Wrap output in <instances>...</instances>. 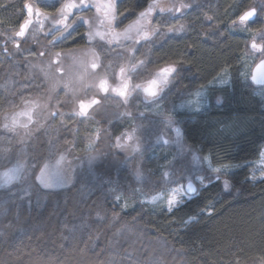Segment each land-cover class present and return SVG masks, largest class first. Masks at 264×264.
<instances>
[{"label": "trees", "instance_id": "obj_1", "mask_svg": "<svg viewBox=\"0 0 264 264\" xmlns=\"http://www.w3.org/2000/svg\"><path fill=\"white\" fill-rule=\"evenodd\" d=\"M185 1L195 12L185 20L189 28L174 41L168 37L152 46L143 56L146 64L135 73V80L151 78L157 70L183 60V67L163 92L160 108L164 112L228 69L229 85L212 92L221 97L223 112L213 116L208 106L204 112L175 113V117L184 120L186 145L202 155L211 154L214 162L239 165L220 176L229 180L231 189L224 191L222 183L203 187L171 214L165 208L142 203L123 209L116 195L135 186L121 188L124 169L105 165V159L94 167L95 172H105L101 178L104 185L95 182L84 186L77 179L66 188L45 190L31 172L61 150H87L89 135L95 134L94 120L66 119L67 126L58 128L51 119L24 143L0 127V168L17 158L33 166L27 179L14 183L11 189H0V264H264V182L247 180L249 166L264 145V102L252 95L253 86L238 79L235 71L249 32H258L261 24L256 20L243 29L231 24L227 11L234 0ZM238 1V13L252 5L250 0ZM25 3L46 11L59 4L0 0V39H8L9 32L19 28ZM137 3H118L121 10H129L126 14L131 18L125 23L143 10ZM42 44L29 45L27 54L35 55ZM26 45L25 41L24 49ZM3 53L1 49L0 124L5 114L21 107V96L36 99L43 89L29 58L17 51L9 57ZM141 163L149 179L163 181L157 167L146 158ZM25 189L30 195H24ZM209 205L213 206L212 215L202 214L201 209ZM192 215L198 220L185 225Z\"/></svg>", "mask_w": 264, "mask_h": 264}, {"label": "snow or ice", "instance_id": "obj_2", "mask_svg": "<svg viewBox=\"0 0 264 264\" xmlns=\"http://www.w3.org/2000/svg\"><path fill=\"white\" fill-rule=\"evenodd\" d=\"M120 2L122 3L123 0H120ZM146 2L147 0H138L137 8H143V3ZM52 7L55 8L56 5H52ZM190 7V4L181 3L179 7L171 6L165 9L160 4V0H151V3H147L146 8H143V10L139 11L136 20L129 24L124 32L121 33L116 31V29L131 17L126 14L129 11L128 9H120L117 0H103L102 3L93 2V0H67V2L63 3L60 7L59 15H50L47 12H42L40 8H34L31 4L25 3L24 8L27 12V18L23 20V23L19 25L18 31L14 33L16 37H25L29 26L34 23L33 17L35 16V23H38L41 27H43L44 21L46 20L50 23L51 27L49 28V33L53 36L51 43L54 47L63 45V43L68 41L70 38L79 37V39L76 40L77 43L86 41L87 44L93 46L94 48V40L96 37H99L100 41L109 46L104 48V51L111 52L115 50V47H118L123 52H129L130 56L133 58L128 60V68L121 66L119 68V72L114 74L115 80L113 83H109L107 70H105L104 75L98 80L97 83H86L85 77L98 76L99 74L96 73V70L102 67V64L100 63V54L94 53V58L90 64L81 63V70L77 74V78L84 88L92 87L97 89V93L94 94L90 100H77L73 95V98L69 101V103L73 104L74 107H72L67 113L61 112L59 110V106L61 105L62 101L56 92L58 87V83H56L48 88L47 91L49 94L47 97L43 98V105L40 103V98L32 99L21 96V104L23 105L22 109L18 112L13 111L5 114L0 127H2L4 132L12 133L13 136L20 139L21 143H24L25 139L30 137L33 131H35V129L32 128V125L37 124L38 127L40 126L37 116L41 115L42 113H37V108H42L43 111L47 112L45 119H59L62 125L67 126L66 118L70 120L79 118L81 122L90 119V110L94 106L102 104V99L108 98L109 93L119 97L120 102L125 106L132 102L133 95H143L145 98L143 102L145 103L146 107L147 105H152L156 108H159L161 101L163 100V92L165 88L175 79L174 74H178L179 70L183 67V60H178L169 66L161 68L157 73H155L154 77L149 79L144 85L140 83L134 84L132 83L133 73H137L142 66H145L146 62L144 60H136L134 58V54L137 51L136 48H129L127 43L121 44L120 38L123 36L124 41H132L136 44L140 43V40L138 39L139 37H142L145 41H148L153 35L160 31L159 25L166 12L173 19L182 18V16L176 17V14L182 13L184 9ZM93 8L98 14L102 13V17L98 16L95 22L91 19H86L85 16L82 15V13L91 11ZM157 9L160 14V19L156 21L157 26L149 30L142 21L147 20V24H152L153 21L148 18ZM262 11H264V9H262ZM133 14H135L134 11ZM183 14L186 15L187 13ZM257 15L256 7H250L238 14V22L240 25L247 26L249 22H255ZM41 17H43V19H41ZM205 18L209 21L213 20L212 16H206ZM105 24L108 25L107 29H105L103 32L100 31L99 26ZM232 24L236 25L237 20L234 19ZM85 26H87V28L85 32L81 34L80 30L85 28ZM133 31L137 37L136 39H134V37L131 35ZM168 31L170 33L175 32V34H179L186 31V28L183 24H181L178 29L169 27ZM57 33L60 34L58 37L56 36ZM106 37L111 38L106 39ZM13 43L19 50L20 43L18 41H13ZM251 48L254 51L260 52L262 57L260 64L257 66L258 74L254 73L251 76L252 82L257 85H264V43L258 44L255 38H253L251 42ZM39 55L43 56L45 53L41 51ZM25 59L27 58L25 57ZM51 63H55L57 65L55 71L63 72V57L61 52L57 51L54 53V58ZM51 63L49 66H51ZM107 67L111 66L108 65ZM89 69H91V73L89 72ZM41 71L43 72L44 69H41ZM223 75H229L227 69L223 70ZM45 77L47 78V73H45ZM227 82L228 81H225L223 76L219 78L213 77L209 84L200 85L199 88H197L195 92L192 93V95L197 97L194 105L189 101L180 107H194L197 111L201 110V108L208 102L209 86L224 84ZM36 86L40 87L39 84ZM64 89L65 96H68L70 91L73 93L75 92V89L72 88L70 81L64 84ZM54 94L55 105H52L51 102L53 100ZM221 102L222 101L220 99H217V103ZM13 107H16V105H13ZM176 111L177 109L174 108L170 113L166 114L165 118V126L172 132L176 133L175 138L173 140H169L167 138L158 136L157 142L162 143L163 145L175 143L178 145L181 153L187 149V151L192 154V162L194 164H197L201 167L206 166L208 172L215 174L206 178L207 183H205L204 179H201L200 183L203 187H210L213 183H222L223 190L229 191L232 186L231 183L228 179L221 181L220 176L221 174L229 173L233 167H239V165H233L231 162H214L211 154L202 155L196 149L186 145L183 142L180 122L175 117ZM123 115L135 120V117L130 111L125 110ZM139 115L144 117L145 113L139 112ZM144 127L145 126L143 122H141L139 125L133 123L129 129L121 131L119 135L115 136L114 147L119 152H130L133 155L142 153L143 146L141 133ZM21 129L23 132L20 131ZM100 135V129H97L94 135H89L88 149L86 151L87 163L90 171L92 170L95 162L99 159V154L94 148V142L100 138ZM52 147L54 148L55 145H52ZM70 151L71 149H68L66 150L65 154H59V159L56 160L55 164H52L50 161L43 163V166L36 170L39 172L38 175L36 174V171L31 172V175L34 177V180L38 182L40 187L47 190L61 188L67 184L69 178L63 175L62 164L67 159V152ZM169 163L171 164V162ZM32 167L33 166L28 165L22 158H17L7 171L0 173V189H11L14 183H18L24 179H27ZM257 171L260 172L259 176L256 175ZM136 175L138 177V183H142V169H136ZM171 176L172 173L168 170V165H165L164 171L161 173V177L165 180V182H167ZM248 179L252 181L259 180L264 182V151H262L260 154V164L258 168L253 170L251 176L248 177ZM112 190L114 192L116 191L114 188ZM197 191L198 190L193 186L192 181L187 180V178H185V180L182 181L178 186L169 187L167 192L145 193L142 188H137L134 190L135 193H139L141 197L140 202L142 204L162 206L169 214L181 207L188 199L193 198ZM24 195H30V191L25 189ZM122 196V193H118L115 199L119 202L122 199ZM122 206L127 207V201H125ZM212 210L213 206L209 205L201 209V213L210 216L212 215ZM198 218L199 217L192 215L184 221V224L187 225L192 223L193 221L198 220Z\"/></svg>", "mask_w": 264, "mask_h": 264}, {"label": "rangeland", "instance_id": "obj_3", "mask_svg": "<svg viewBox=\"0 0 264 264\" xmlns=\"http://www.w3.org/2000/svg\"><path fill=\"white\" fill-rule=\"evenodd\" d=\"M41 1L44 3H53L56 2L57 0H41ZM66 2L67 0L61 2V4L56 8L54 13L50 15H59L60 7L62 6L63 3ZM93 2L102 3L103 0H93ZM250 2L252 4L250 7L254 6L257 9L258 15L255 18V21L257 20L258 22H260L261 28L258 32L255 33L249 32L247 38L246 50L244 54L241 56L235 70L238 79L241 80L246 79L247 81L249 79L252 67L255 65L257 61L261 60L262 58L260 52L252 50L251 42L253 38H255L258 44H262L264 41V11H262V9H264V0H250ZM148 3H151V1ZM181 3L189 4V2H186L185 0H160V4L165 9L171 6L179 7ZM238 3H239L238 0H234L230 10L227 11V17L231 21V24L232 21L236 19L237 20L236 25H238L239 27L242 26L240 29H243L244 26L240 25L238 22V14L241 13V12L238 13L239 10L237 8ZM146 7L147 4L145 8ZM191 7L184 9L182 13L176 14V17L182 16V18L173 19L166 12L163 19H161V23L159 25L160 31L155 35H153L150 40L145 41L142 37H139L138 39L140 40V43L136 44L133 43L132 41H127V42L124 41L123 36H121L120 43L121 44L127 43L129 48H136L137 51L134 54V58L136 60H143V56L148 55L152 46L154 47L155 44H159V42L163 41L167 36L170 38L171 41H174L173 39L179 38L178 36L185 34L186 31L181 32L179 34H175V32L170 33L168 29L169 27H172L173 29H178L181 24H183L187 29L189 22L187 23L188 25L186 27L185 20L187 19V17H189L190 14L195 15V12L192 10ZM91 11H92L91 16H93L91 20H93L94 22L96 21L98 16L102 17V13L98 14L94 8ZM183 13H187V14L184 15ZM137 16L133 20L128 21L127 24L125 25L123 24L121 28H117L116 31L123 33L124 30L127 28V26L131 24L134 20H136ZM196 18H198V16H196ZM148 19H151L153 23L149 25L147 24V20L142 22L147 26L149 30H151L157 26L156 21L160 19V14L158 9L154 11V13ZM50 27H51L50 23L46 20L43 25L42 31L38 34L36 33L39 28L38 24L35 23L33 25H30V29H32L34 33H36L35 36H39V37L40 35L46 36L50 34L49 33ZM107 27H108L107 24L99 26V30L103 32L105 29H107ZM86 28L87 26L83 28L84 32ZM15 32L16 31L9 32L10 33L9 38L11 39L9 38L8 40L5 39L6 41H9V43L8 42L5 43V47H2L1 42L3 40L0 39V50L3 49L2 51H4L5 49H7L8 52L3 53L7 57L11 56L12 53L14 54L17 51L19 54H22L26 56V58L30 59L31 65L33 66V67L31 66V69L36 73V75H38L37 77L39 79V82L43 86L41 94L39 96H36V99L40 98L41 105H43L44 103L43 98L47 97L49 94L47 91L48 88L51 85L58 83L56 92L58 93L59 98L62 101L61 105L59 106V110L65 113L69 112L71 108L74 107L73 104L69 103V101L73 98V95L77 100L87 101L90 100L93 97V95L97 93L96 88H92V87L84 88L82 84L79 82L77 78V74L81 70L80 69L81 63L90 64V62L94 58V53H99L100 63L102 64V67L96 70V73H98L99 75L96 77L86 76L85 82L92 84L97 83L98 80L104 75L105 70H107L109 83L111 84L114 82L115 80L114 74L119 72V68L121 66L128 68L129 67L128 60L133 58L132 56H130L129 52H123L120 48L115 46H113L115 47L114 51L111 52L104 51L103 49L109 46L105 45L104 42L100 41L99 37H96L94 40V44H95L94 48L93 46L87 44L86 41H81L79 42L78 46L72 47L70 51H61L63 57V72H57L55 71L57 65L51 63L52 59L54 58L55 52L51 51L48 52V54H45L44 56H40L39 53L41 51H44V49H41V47H39V49L34 53L35 55L33 54L28 55L27 54L29 51L28 47L29 45H34L35 44L34 41H26L28 42V46L26 45L27 46L26 49H24V47L22 46V44L25 41H18L20 43V49L18 50L13 43L16 37L14 35ZM131 35L134 37V39L137 38L134 31L131 33ZM110 38L111 37H106V39H110ZM46 42L49 43V41ZM50 63L51 66H49ZM108 65H110L111 67H107ZM41 69H44V71L42 72ZM224 69H222L214 77L219 78L223 76L224 80L228 82L224 84H216L214 86L210 85L208 89V102L199 111L195 110L194 107H186V108L180 107L181 105L189 101L193 105L195 104L197 97L195 95H192V93H194L197 88L187 93L183 99L179 100L178 102H175L172 107L170 106L169 110L164 112H161L160 107L156 108L152 105H147L146 107L145 103L143 102L145 99L143 95H138V96L133 95L132 102L129 105H127L128 106L127 107L120 102L119 97L109 93L108 98L102 99V104L96 105L90 110V117L96 123V125L94 126V133L96 132L97 129H100L101 131L100 138L95 141L96 144L94 143V148L96 149V152L99 154V159L95 162V164H97L100 161L102 162V160L106 159L107 161L105 160L106 161L104 163L105 165H108L109 167L112 166L113 168L119 167L124 169L126 178L123 180L124 184L121 186V188L124 187L130 189L131 186L130 184H132L135 186L134 187L135 189L142 188L145 193L167 192L169 187L178 186L182 181L185 180V178H187V180L192 181L193 186L199 191L201 188H203V186L200 183L201 179H204L205 183H207L206 178L215 174L208 172L206 166L201 167L197 164H194L192 162V154L189 153L187 149H185V151L181 153L177 144L170 143L168 145H163L162 143L157 142V137L160 136L163 138H167L169 140H173L175 138L176 133L172 132L170 129L166 128L165 126L166 114L170 113L174 108L177 109L175 113L191 114L195 112H204V110L208 106H210L209 109L211 110V114H213V116H214V112L221 113L224 111L223 101L221 97L219 95H216V92L214 96L212 95L213 90L219 91L229 85V75L228 76L223 75ZM158 71L159 70H157L155 73H157ZM89 72L91 73V69H89ZM45 73H47V78L45 77ZM154 75L151 78H153ZM137 76L135 75V73H133L134 78L132 83L134 84L140 83L144 85L147 83L149 79H151V78L139 79L140 81H136L135 78ZM212 79L210 81H212ZM69 81L71 82L72 88L75 89V92L73 93L70 91L69 95L65 96L64 84ZM209 82H207L206 84H209ZM253 88L254 90L252 91V95H254L259 100H262L264 102V86L262 87L253 86ZM217 99H220L222 102L217 103ZM51 103L52 105H55V94ZM22 107L23 105L21 104V107L18 108L17 112L20 111ZM125 110L132 112L133 116L135 117V120H132L127 116H124L123 113ZM36 111L37 113H42V114L37 116L40 126L38 127L37 124L32 125V128L35 129V131L38 129L40 130L41 128H45L47 124L51 121V118L45 119V117L47 116V112L43 111L42 108H37ZM139 112H144L145 116L141 117L139 115ZM182 121L184 122L183 119L181 121L179 120L183 142L185 143L184 134H183L184 131L182 129ZM141 122H143L145 126L141 133L142 146H143L142 153H137L133 155L130 152L127 153L119 152L114 147L115 136L119 135L122 130L124 131L129 129L133 123L139 125ZM53 124L58 128H62L65 126L61 124L59 119L53 121ZM20 131L23 132L22 129ZM113 131H115V133ZM28 139L29 138H26L25 140L27 141ZM18 140L20 141V139ZM81 151L82 152H73V153L67 152V159L62 164L63 175L69 178L67 184L61 188L47 189V190H59L66 188L70 186L72 183H74L77 179H80V181H82L81 184H84V186L85 184L95 183V182L98 185L105 184V182L101 180V178L103 177V173L105 172L103 170L100 171V169L99 171L95 172L94 171L95 164L93 165L92 170L90 171L87 163V151L83 149ZM262 151H264V145L261 147L256 161H254L249 166L248 177L251 176L254 169L258 168L260 164V154ZM65 153L66 151L64 149L59 151L55 156L51 155L46 160H43L41 164H38L35 169L37 170L41 168L43 166V163H47L49 161L52 164H55L56 160L59 159V154H65ZM144 158H146L149 161V163H151L152 166L157 167V169L160 171V174L164 171V166L168 165V170L172 173V176L169 177L167 182H165V180L161 177V180L163 181H161V183H156L152 181V179H149L143 173V181L142 183H138L136 169L138 168L142 169L141 162L143 161ZM133 162L134 165L130 167V164H132ZM169 162H171V164ZM13 163L14 162H12L10 165H7L5 169L0 168V173L7 171L8 168H10ZM26 163H28V161H26ZM101 165L100 167H102ZM236 168L237 167H233L232 170ZM36 174L38 175L39 172L37 171ZM256 175L259 176L260 172L257 171ZM248 177L247 180L252 183L259 181V180L252 181L248 179ZM221 181H223V179H221ZM111 187L113 188L114 186L111 185ZM135 189L130 190L127 193L123 194L122 199L119 201V204L123 209L134 208L141 203L140 202L141 197L139 193L134 192ZM125 201H127V207L122 206ZM153 207H162V206H153Z\"/></svg>", "mask_w": 264, "mask_h": 264}, {"label": "flooded vegetation", "instance_id": "obj_4", "mask_svg": "<svg viewBox=\"0 0 264 264\" xmlns=\"http://www.w3.org/2000/svg\"><path fill=\"white\" fill-rule=\"evenodd\" d=\"M63 1H65V0H57L56 2H53V3H59V4H57L56 5V7L55 8H53V9H50V10H44V9H42L41 7H39V6H34V8H40V10L42 11V12H47V13H49V14H53L54 13V11L56 10V8L61 4V2H63ZM151 1V0H150ZM149 1V2H150ZM120 2V0H118L117 1V3H119ZM92 11H88V12H85V13H82V15H84L85 16V18L86 19H91L93 16H91L92 14ZM25 18H27V12H26V9L24 8V18H23V20L25 19ZM41 19H43V17H41ZM33 20H34V23L33 24H35V20H36V18H35V16L33 17ZM118 22V21H117ZM23 23V21L20 23V24H22ZM44 23H45V21H44ZM32 24V25H33ZM38 24V23H37ZM125 24H127V23H124V25ZM122 25L123 24H121L120 25V27L119 28H121L122 27ZM38 26H39V28H38V31L36 32V33H40L41 31H42V29H43V27H41L39 24H38ZM31 30V31H30ZM16 31H18V29L16 30ZM81 34H83L84 33V29L82 28L81 30ZM36 33H34V31L32 30V29H30V26H29V29H28V31L26 32V35H25V37L24 38H20V37H15V41H34V43H43L42 45H44L43 46V48L42 49H44V53L45 54H48V52H51V51H53V52H57V51H59V52H61V51H70L71 49H72V47H76L75 45H79V43H77L76 42V40H78L79 39V37H75V38H70L68 41H65L64 43H63V45H61V46H53V44L51 43V41L53 40V36L51 35V34H48V35H46V36H41L40 35V37L39 36H35L36 35ZM60 34L59 33H57L56 34V36L58 37ZM167 38H168V36L163 40V41H166L167 40ZM5 39H7V38H4L3 39V41L1 42V45H2V47H5ZM8 40V39H7ZM46 41H49V43H47ZM15 45V44H14ZM62 47V48H61ZM67 47V48H66ZM3 50V49H2ZM4 53L5 52H8L7 51V49H5L4 51H3ZM41 56V55H40ZM44 56V55H43ZM52 61H53V59H52ZM53 64H55V63H53ZM128 107V106H127ZM123 131V130H122ZM114 133H115V131H113Z\"/></svg>", "mask_w": 264, "mask_h": 264}, {"label": "water", "instance_id": "obj_5", "mask_svg": "<svg viewBox=\"0 0 264 264\" xmlns=\"http://www.w3.org/2000/svg\"><path fill=\"white\" fill-rule=\"evenodd\" d=\"M260 62H261V60H259L254 66H253V68H252V70H251V73H250V77H249V82L253 85V86H257V87H260V86H264V85H257V84H254L253 82H252V79H251V76H252V74H258L257 73V66L260 64ZM185 187H186V185H185Z\"/></svg>", "mask_w": 264, "mask_h": 264}, {"label": "bare ground", "instance_id": "obj_6", "mask_svg": "<svg viewBox=\"0 0 264 264\" xmlns=\"http://www.w3.org/2000/svg\"><path fill=\"white\" fill-rule=\"evenodd\" d=\"M249 23H250V22H249ZM257 62H258V61H257ZM257 62H256V63H257ZM256 63H255V64H256ZM252 68H253V67H252ZM251 70H252V69H251ZM250 73H251V72H250ZM249 77H250V76H249ZM248 81H249V79H248ZM249 83H250V82H249ZM250 84H251V83H250ZM251 85H252V84H251ZM252 86H253V85H252ZM260 87H262V86H260Z\"/></svg>", "mask_w": 264, "mask_h": 264}]
</instances>
